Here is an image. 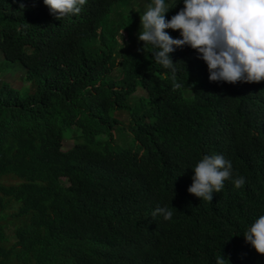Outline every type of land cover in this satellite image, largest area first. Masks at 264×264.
Wrapping results in <instances>:
<instances>
[{
	"label": "trees",
	"instance_id": "16d2710c",
	"mask_svg": "<svg viewBox=\"0 0 264 264\" xmlns=\"http://www.w3.org/2000/svg\"><path fill=\"white\" fill-rule=\"evenodd\" d=\"M149 3L87 0L57 18L43 0H0V53L34 86L0 88V264H264L243 236L264 215V81H210L184 45L169 53L174 89L156 49L117 39ZM213 155L232 171L207 201L187 189Z\"/></svg>",
	"mask_w": 264,
	"mask_h": 264
},
{
	"label": "clouds",
	"instance_id": "9594fccd",
	"mask_svg": "<svg viewBox=\"0 0 264 264\" xmlns=\"http://www.w3.org/2000/svg\"><path fill=\"white\" fill-rule=\"evenodd\" d=\"M87 0H43L57 18L79 14ZM183 8L170 19L165 13L174 6L165 0H151L140 16L138 39L151 45L157 63L172 72L174 89L175 63L169 56L175 47L184 45L195 49L206 63L210 81H238L259 83L264 81V0H182ZM165 29L179 31L180 38H172ZM122 34V32H121ZM121 44L123 41L121 39ZM193 170L189 193L207 201L214 192H220L224 181L231 177L232 163L222 155L205 156ZM244 178L234 180L239 188ZM156 213L165 220L172 211L158 208ZM154 213V215L156 214ZM255 251L264 255V215H261L243 235ZM221 255L217 264H223Z\"/></svg>",
	"mask_w": 264,
	"mask_h": 264
},
{
	"label": "rangeland",
	"instance_id": "374dc122",
	"mask_svg": "<svg viewBox=\"0 0 264 264\" xmlns=\"http://www.w3.org/2000/svg\"><path fill=\"white\" fill-rule=\"evenodd\" d=\"M170 1L172 2L170 3V5L175 3L174 0H170ZM170 1H167V2H170ZM173 9H174V6L169 8V10L166 13L171 12ZM146 10H147V7H145L141 11L136 8L129 11L131 16L133 17L134 27L129 33H127L125 30L122 29L123 31H120V33L122 32L123 38H121L120 36H117V39L120 42L121 51L123 49L125 51L126 50L135 51L139 49L140 46H139V40L137 38V29L140 28V16H142ZM121 39L123 41V45L121 44ZM2 87L12 88L16 90L20 95H23V96H28L34 92V86L32 85L31 82L26 80V71L24 67L19 63H9L0 53V88ZM145 93H146L145 90H143L142 88H138L135 91V93L132 94L130 98V102L137 100L138 97L140 96H144ZM117 115L123 120H125V122H128L126 113L119 111ZM116 133L117 132H115V134ZM70 134L72 136H74L75 134L79 135L80 130H78L77 128H73ZM72 136L65 138V140L63 141L62 143L63 151L66 152L75 146L76 142ZM117 143L119 145L121 144L118 140L116 141L115 145H117ZM127 145L134 147V148L136 147V143L134 142V140H132ZM12 229L13 228L11 226H8L7 233H10Z\"/></svg>",
	"mask_w": 264,
	"mask_h": 264
}]
</instances>
